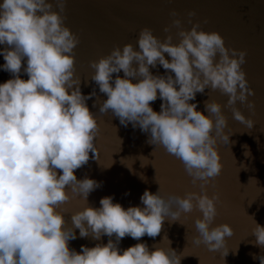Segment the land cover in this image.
Wrapping results in <instances>:
<instances>
[{"label":"clouds","instance_id":"clouds-1","mask_svg":"<svg viewBox=\"0 0 264 264\" xmlns=\"http://www.w3.org/2000/svg\"><path fill=\"white\" fill-rule=\"evenodd\" d=\"M66 8L67 0L0 3V45L5 46L0 51L5 63L0 67L13 77L0 84V264H181L185 255L170 247L166 235L168 248L155 251H149L146 243L123 251L118 245L126 236L155 238L166 219L174 223L194 210L203 215L195 220L198 234L193 243L210 251L224 248L234 229L228 223L213 227L220 196H209L208 186L224 167L218 142L231 143L233 133L225 132L229 125L225 105L209 99L205 115L190 101L206 89L219 90L229 97L226 106L233 118L253 128L256 122L236 107L239 101L255 109V102L248 99L255 90L242 68L247 51L227 47L218 31L202 30L199 21L192 22L193 10L188 13L191 30L174 19L164 28L169 35L162 41L145 27L139 34V51L128 43L90 62L95 70L91 81L107 96L99 112L111 111L123 126L132 124L149 134L147 143L162 146L179 159L192 184L202 190L165 196L159 185L156 193L144 191L143 207L125 209L113 202V196H106L95 208L89 206L88 197L102 182L78 179L75 171L89 162L90 153L97 159L100 125L87 105L96 91L84 95L75 75L74 50L80 41L64 23L67 17L61 13ZM170 15L178 13L172 10ZM173 27L179 30V43H173ZM157 65L168 74L154 75L150 67ZM22 72L28 79L21 77ZM113 74H117L114 80ZM158 98L163 101L160 112L151 106ZM141 179L146 182L143 174ZM73 198H81L87 206L72 213L70 228L65 220L68 210L61 206ZM75 229L80 238L110 239L94 247L82 245L78 252L70 247V241L77 239ZM252 235L254 245L264 249V226L255 221ZM250 255L264 264V254Z\"/></svg>","mask_w":264,"mask_h":264},{"label":"water","instance_id":"water-1","mask_svg":"<svg viewBox=\"0 0 264 264\" xmlns=\"http://www.w3.org/2000/svg\"><path fill=\"white\" fill-rule=\"evenodd\" d=\"M53 10L59 11L58 8ZM172 10L178 13L177 17L170 15ZM193 10L196 16L191 18L192 22L199 21L202 30L218 31L225 38L227 47L247 51L242 68L249 86L255 90V95L248 98L255 102L254 110L239 101L236 104L246 117L256 122L253 128L233 118L231 109L226 106L229 97L219 90L206 89L190 101L198 104L197 110L205 115H208L205 101L211 99L225 105L222 110L229 120L225 132L233 134L231 143L223 139L218 142L224 167L208 186V195L219 193L220 196L213 227L228 223L234 234L226 237L225 247L218 251H210L205 245H195L193 237L198 234L195 220L203 214L194 210L174 223L166 219L161 234L155 238L145 235L136 240L126 236L118 246L123 251L137 243H146L149 251H155L158 247L168 248L169 242L164 239L166 235L171 241L170 247L177 254L183 252L185 255L181 264H260L250 254H264V249L254 245L256 237L252 235L255 221L264 226V0H67L66 12L61 15H66L65 25L77 34L80 41L74 50L75 75L81 79L84 95L95 89L96 96L89 99L87 105L96 114L100 125L95 141L98 160L90 153L89 162L77 169L75 175L78 179L88 177L102 182V186L88 197L89 206L95 208L101 207L100 200L106 196H113V202L122 204L125 209L143 207L140 198L144 191L156 193L160 186L165 196L174 193L183 197L189 191L202 192L198 185L192 184V178L186 174L179 159L168 154L162 146L147 143L149 134L138 127L133 128L132 124L123 126L111 111L107 114L99 112V106L107 96L91 81L95 70L90 66L91 61L110 55L117 46L123 49L124 45L132 43L139 51L138 38L145 27L151 28L162 41L169 35L164 28L174 19H181L183 28L191 30L193 24L189 23L188 13ZM178 31L175 27L171 30L173 43H179ZM4 47L0 45V51ZM165 58L171 60L167 53ZM4 63L0 54V66ZM150 71L154 75L168 74V70L160 65L150 67ZM116 75L113 74V80ZM119 75L123 77V71ZM21 77L28 79L23 72ZM11 78V74L0 67V84ZM138 82V79H133V83ZM162 103L158 98L151 102V106L160 112ZM141 174L146 177V182L141 179ZM85 206L81 198H73L61 206V209L68 210L66 227H73L72 213ZM75 231L77 239L70 241V247L78 252L82 245L94 247L107 244L110 239L107 235L100 240L91 236L80 238L79 229ZM228 250V255L223 256Z\"/></svg>","mask_w":264,"mask_h":264}]
</instances>
